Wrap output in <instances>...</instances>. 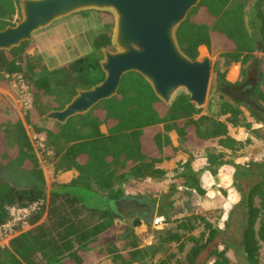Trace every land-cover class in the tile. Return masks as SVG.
I'll list each match as a JSON object with an SVG mask.
<instances>
[{
  "label": "trees",
  "instance_id": "16d2710c",
  "mask_svg": "<svg viewBox=\"0 0 264 264\" xmlns=\"http://www.w3.org/2000/svg\"><path fill=\"white\" fill-rule=\"evenodd\" d=\"M19 1L0 0V30L15 25V17L20 16ZM252 1L202 0L177 31L180 47L192 59L198 57L201 46L210 52H221L225 70L217 73L220 82L225 81L230 66H246L254 58L259 42L264 45V0H255L247 10ZM100 14L112 18L109 13ZM106 27L108 30L95 38L92 53L54 69H49L41 56L28 54L34 45L32 41L0 54V75L20 73L30 87L34 106L26 114V124H31L37 134L46 133V147L53 152L50 158L55 172L78 173L70 183L58 184L49 193L36 187L18 190L7 183L0 184V226L9 219L8 208L47 201L46 206L31 216L30 229L13 238L8 246L0 247V264H88L84 253L91 244L102 241L104 245H114L118 240L110 234L118 227L113 201L124 196L121 186L130 179L144 181L166 175L160 165L172 160L178 152L169 132L176 131L183 145L217 140L219 148L205 155L212 174H216L214 167L227 164L226 157L237 156L250 142L238 141L229 134L230 127L249 130L251 123L223 95L219 100L211 98L205 109H197L186 95L167 107L149 83L135 72L122 77L115 97L101 102L87 114L72 117L65 124L46 119L50 111L62 110L79 90L90 89L104 80L100 66L102 49H112V31L109 25ZM257 94L264 101V86ZM251 116L255 123L259 122L255 113ZM36 120L51 126L38 127ZM8 122L0 104V164L27 168L45 182L23 121L15 118L10 123L12 147L6 142ZM160 125L162 128L158 129ZM102 126L106 127V133L102 132ZM189 164L190 161L184 167ZM237 174L240 177L244 172ZM183 178L185 187L205 195L194 173ZM257 198L259 206H256ZM245 199L248 207L243 241L245 260L248 264H260L261 242L264 243V183L253 186ZM196 220L205 223L206 232L199 238L186 237L180 243V250L187 244L193 246L185 259L175 264H208L200 263L199 257L215 241L218 231L204 218ZM178 228L184 233L167 236V244L181 241L185 233L196 227L186 219ZM126 232V238L132 237L137 242L132 229ZM129 245L130 250L123 254H115L116 249L101 253L113 254L117 264H145L148 249L138 248L134 243ZM226 248L218 251L216 246L209 253V259L214 257L211 264H229ZM169 263L170 259L162 262Z\"/></svg>",
  "mask_w": 264,
  "mask_h": 264
},
{
  "label": "rangeland",
  "instance_id": "374dc122",
  "mask_svg": "<svg viewBox=\"0 0 264 264\" xmlns=\"http://www.w3.org/2000/svg\"><path fill=\"white\" fill-rule=\"evenodd\" d=\"M254 2L255 0L247 7V10L250 9ZM100 13L97 11L79 13L59 20L48 28L34 34L37 48L41 47L39 52L43 55L49 69L57 68L92 53L94 51L93 42L97 36L108 30L106 25H109V29L113 32V17L108 18ZM17 19H19V16L16 17L15 23ZM28 53L33 56L38 55V51L36 50L35 52L33 49ZM255 57L261 61L259 68L261 67L263 72L264 54L257 52ZM197 58H209L211 60L213 74L208 101L213 97L219 100L220 93L216 89L217 73L225 70V67L222 66L223 58L220 53L210 52L205 47L199 49ZM239 66L240 64L230 66L227 69L226 76L229 75L231 80H236L239 75L241 77L247 65L241 67V69ZM262 85L263 83L260 84V88L264 86ZM10 88L11 86L7 85L0 77V101L4 104V116L9 121L6 128L7 145L12 147L13 135L10 123L15 118H23L21 120L37 153L39 168L47 185L46 192L49 193L58 184L70 183L78 176V173L74 170L55 172L54 162L50 158L51 155L47 156L46 153L38 149V142L40 138H46V133L37 134L31 124H26L25 119L28 112L25 113L19 107L16 108L13 99L9 98L8 94L4 92L12 93L13 89ZM260 105L264 108V104L260 103ZM242 109L244 111L242 114L247 119L246 122L251 123V128L247 130L244 127H230L229 134L238 141L245 142L249 140L250 142L237 153V156L226 157L227 164L214 167L216 174H212L209 170L205 155L207 151L215 152V149L219 148L217 140H209L198 145L185 143L183 145L176 131L169 132V136L173 144L178 148V152L172 160L164 161L160 165V168L166 171V175L144 181L130 179L121 186L124 195L146 196L157 201L158 210L153 223L133 226L135 217L130 219L116 218L115 225L118 229L111 232L110 235L115 236V240L118 241L114 245H104L102 241L91 244L89 250L84 253L88 264H117L118 261L114 260L113 254L103 255L101 251L116 249L115 254H123L130 250L129 243L136 244L138 248L148 249L149 258L145 264H162L166 259H170L169 264H175L178 260H184L186 254L193 246V244H187L183 250H180V243L189 236L199 238L205 231V223H201L196 218H204L218 231L215 241L200 255V263L207 262L211 264L214 257L209 259V253L216 246L218 251H223L226 246V256L229 259V264H248L243 250L245 229L248 226V207L245 204V197L260 176L256 166L258 165V160L264 155V132L260 129L261 124L255 123L254 118L251 116L253 112ZM241 117L242 115L240 114ZM34 123L41 128H49L51 126L50 123L38 120ZM159 128L161 129L162 125ZM101 130L104 133L107 132L105 126H102ZM188 161H190L189 169L199 179L200 187L205 192L203 196L199 195L195 190L187 191L184 186L183 175L189 171L185 169L184 165ZM238 171L244 172V175L239 177ZM258 200L257 198L256 206H259ZM229 204H231V207ZM186 219H190L196 228L192 232L185 233L181 241L167 244L165 242L167 236L174 233H179L180 235L181 232L184 233L183 230H178V226ZM128 229H132L134 235L137 236V242H133L132 237L126 238L125 235ZM260 264H264V243L262 242Z\"/></svg>",
  "mask_w": 264,
  "mask_h": 264
},
{
  "label": "water",
  "instance_id": "95a60500",
  "mask_svg": "<svg viewBox=\"0 0 264 264\" xmlns=\"http://www.w3.org/2000/svg\"><path fill=\"white\" fill-rule=\"evenodd\" d=\"M202 0H20V18L15 25L0 30V54L33 41L34 34L55 22L86 11L109 13L114 19L112 49L103 48L100 66L105 78L77 95L59 111H50L45 118L65 124L70 118L84 115L98 104L118 94L122 77L130 72L141 75L154 94L167 107L181 95L189 97L197 109H205L213 74L209 58L189 57L180 47L177 31L190 11ZM216 89L236 101H247L257 109L260 105L246 91L223 83ZM18 190L47 185L27 168L0 164V184Z\"/></svg>",
  "mask_w": 264,
  "mask_h": 264
},
{
  "label": "flooded vegetation",
  "instance_id": "af4514ba",
  "mask_svg": "<svg viewBox=\"0 0 264 264\" xmlns=\"http://www.w3.org/2000/svg\"><path fill=\"white\" fill-rule=\"evenodd\" d=\"M239 67L241 69V67L243 66L240 65ZM218 83H223L232 88L240 90L241 92L240 97H242L244 93H246V91L249 90L251 91L250 93L251 96H253L254 99H256L259 105L260 103L261 104L263 103L257 97V93L260 91V76H259V71H258V60L256 58L252 59L251 62L247 65V67L242 72L241 77L239 75L236 77V80L235 79L231 80L228 75L225 77L224 82H220L217 80V85ZM220 95L224 96L225 101H228L234 106H238L239 111L244 112L242 109L244 108L245 110H250L251 112L255 113L257 117H259L258 123L261 124L260 129L261 131L264 132V108L261 105H260V108L257 109L253 106H249L247 101L245 102L236 101V99L229 94L220 93ZM185 169L189 170L187 171L188 173H192L189 167ZM256 170L259 172L260 176H259L258 181L255 182V184L252 185V187L255 186L256 184L264 183V155H262L261 158L258 160V165L256 166ZM188 173H185L184 175ZM186 189L187 191L192 190L187 187ZM113 205H114L113 210H114L115 218L130 219V218L135 217L133 220V226L142 225V224L150 225L151 223H153L155 215L158 210L157 201L152 200L150 197H146V196L138 197V196L124 195L120 199L114 200Z\"/></svg>",
  "mask_w": 264,
  "mask_h": 264
},
{
  "label": "built area",
  "instance_id": "2783aa9c",
  "mask_svg": "<svg viewBox=\"0 0 264 264\" xmlns=\"http://www.w3.org/2000/svg\"><path fill=\"white\" fill-rule=\"evenodd\" d=\"M5 77L14 88L19 109L25 113L32 110L34 97L24 76L20 73H13L6 74ZM45 140L46 138H40L38 149L46 153L47 156H52L53 152L47 149ZM46 204V200H38L25 207L12 206L8 208L9 219L0 226V247L8 246L13 238L30 229L29 220L31 216L40 211Z\"/></svg>",
  "mask_w": 264,
  "mask_h": 264
},
{
  "label": "crops",
  "instance_id": "0c3cea01",
  "mask_svg": "<svg viewBox=\"0 0 264 264\" xmlns=\"http://www.w3.org/2000/svg\"><path fill=\"white\" fill-rule=\"evenodd\" d=\"M17 16H19V15H17ZM16 16V17H17ZM16 17H15V19H16ZM19 18H20V16H19ZM33 47H32V49L36 52V50L38 51V55L39 56H41V58L44 60V57H43V55L41 54V52H39L40 51V48L38 49L37 48V43L35 42V40L33 39ZM259 47H258V49L253 53L254 54V58H256L255 57V53H257V52H260L261 54H264V50H263V48H264V45L262 44V42H259ZM201 47H205V46H201ZM200 47V48H201ZM199 48V49H200ZM207 50H208V48L207 47H205ZM31 50V49H30ZM29 50V51H30ZM28 51V52H29ZM216 53V52H215ZM217 53H221V52H217ZM29 54V53H28ZM253 58V59H254ZM257 59V58H256ZM258 60V71H259V76H260V84L262 83V77L264 76V71L262 72V70H261V67L259 68V66H260V63H261V61H259V59H257ZM45 62V61H44ZM251 62V61H250ZM249 62V63H250ZM212 63V62H211ZM248 63V64H249ZM46 64V63H45ZM247 64V65H248ZM0 77H1V79H3L6 83H7V85H9V86H11V88L10 89H13V92L12 93H10V92H7V91H4L6 94H8V96H9V98H12L13 99V101H14V103H15V107L16 108H18V104H17V101H16V95H15V93H14V88H13V86H12V84L10 85V81L8 80V79H6V77H5V74L3 73L2 75H0ZM262 88V87H261ZM260 88V89H261ZM12 91V90H11ZM260 100V99H259ZM263 103L262 104H264V101H262ZM0 104H2L3 106H4V104L0 101ZM18 110V109H17ZM21 119H23V118H21ZM230 205V207H231V204H229ZM233 206V205H232Z\"/></svg>",
  "mask_w": 264,
  "mask_h": 264
}]
</instances>
